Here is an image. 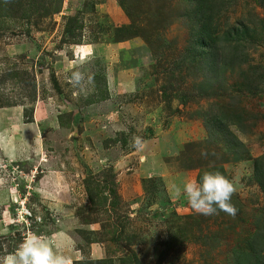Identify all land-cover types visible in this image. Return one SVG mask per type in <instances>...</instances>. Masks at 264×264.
I'll list each match as a JSON object with an SVG mask.
<instances>
[{
  "label": "rangeland",
  "instance_id": "obj_1",
  "mask_svg": "<svg viewBox=\"0 0 264 264\" xmlns=\"http://www.w3.org/2000/svg\"><path fill=\"white\" fill-rule=\"evenodd\" d=\"M1 139L0 258L264 264V0H0ZM205 172L235 216L176 194Z\"/></svg>",
  "mask_w": 264,
  "mask_h": 264
},
{
  "label": "clouds",
  "instance_id": "obj_2",
  "mask_svg": "<svg viewBox=\"0 0 264 264\" xmlns=\"http://www.w3.org/2000/svg\"><path fill=\"white\" fill-rule=\"evenodd\" d=\"M72 80L78 83L80 73H73ZM139 137L133 138L132 146H141ZM235 192L234 183L219 172H205L198 181L188 180L183 188H177L176 194L183 195L191 208L198 214L211 216L223 211L235 216L237 208L231 203ZM0 264H68L67 257L54 252L39 235L26 237L9 255L0 258Z\"/></svg>",
  "mask_w": 264,
  "mask_h": 264
},
{
  "label": "trees",
  "instance_id": "obj_3",
  "mask_svg": "<svg viewBox=\"0 0 264 264\" xmlns=\"http://www.w3.org/2000/svg\"><path fill=\"white\" fill-rule=\"evenodd\" d=\"M202 1L203 0H198L199 3H202ZM211 25H212L211 18L205 19L201 23V32L203 34V37L201 38L200 44L202 47L198 49L197 55L199 58H206V60L211 58V55L213 54V51H210L209 48H210V46H212L211 42L215 41V37H214L213 32L211 31V28H210ZM214 58H215V55H214ZM207 62H206V64L210 65V61H207ZM206 126L208 129L209 126L208 125H206ZM255 170H256V175L258 177V181L264 189V158L258 159L256 161ZM101 198H102V200H108V198L106 196L105 197L102 196ZM76 261H78V260H76Z\"/></svg>",
  "mask_w": 264,
  "mask_h": 264
},
{
  "label": "crops",
  "instance_id": "obj_4",
  "mask_svg": "<svg viewBox=\"0 0 264 264\" xmlns=\"http://www.w3.org/2000/svg\"><path fill=\"white\" fill-rule=\"evenodd\" d=\"M1 143L3 142V140L1 139V141H0Z\"/></svg>",
  "mask_w": 264,
  "mask_h": 264
}]
</instances>
